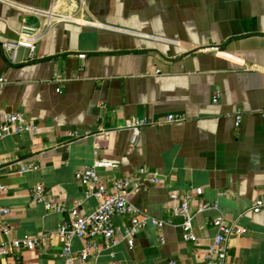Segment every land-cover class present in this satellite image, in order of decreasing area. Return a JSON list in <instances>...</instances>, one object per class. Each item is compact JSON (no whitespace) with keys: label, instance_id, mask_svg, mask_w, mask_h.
<instances>
[{"label":"crops","instance_id":"obj_1","mask_svg":"<svg viewBox=\"0 0 264 264\" xmlns=\"http://www.w3.org/2000/svg\"><path fill=\"white\" fill-rule=\"evenodd\" d=\"M69 14L41 32L42 11ZM30 27L33 51L14 42ZM0 114L23 113L36 128L0 139V219L10 230L0 241L38 237V247L9 248L0 264H59L56 230L64 213L30 195L83 214L99 200L75 177L95 160L109 186L145 166L159 174L130 190L129 202L161 227L137 229L133 244L120 233L94 240L74 264H199L216 234L212 219L246 228L228 239L225 264H264V0H0ZM173 114L182 120L166 121ZM159 121L132 133L131 118ZM19 159L35 166L18 173ZM190 204L215 208L194 214L196 241L182 238L173 213L189 188ZM176 194L175 198L170 195ZM116 226H128L115 216ZM86 240L73 237L78 256Z\"/></svg>","mask_w":264,"mask_h":264},{"label":"built area","instance_id":"obj_2","mask_svg":"<svg viewBox=\"0 0 264 264\" xmlns=\"http://www.w3.org/2000/svg\"><path fill=\"white\" fill-rule=\"evenodd\" d=\"M41 15V32L48 29L55 22L70 19L69 14L58 12L54 8L43 10ZM32 30L30 27L24 26L18 32L14 42H2V48L5 53L12 57L16 48L20 46L33 51L34 40L38 38L39 34H33ZM1 81L2 78L0 79ZM179 120H182L180 116L173 114L166 116V121L169 122ZM156 123H159V121L131 117L125 122V127L131 129L132 133H136L142 126ZM35 128L36 126L28 121L23 113L8 112L0 114V139L23 132H30L35 130ZM13 163L17 166L16 171L18 173L32 170L35 167L19 159L14 160ZM2 164L3 161L0 158V169ZM109 165L110 163L108 162L95 160L90 166H84L75 172L76 179L86 185L90 193L99 200L96 210L90 214H83L78 208L79 204L77 201L73 202L71 206H67L63 203L49 200L41 184H37L30 189V195L35 202L42 203L47 210L64 213L56 230L62 241L60 250L62 260L59 264H74L76 261L83 262L87 258L88 249L95 247L94 240L96 238L100 237L105 241H111L120 233L126 239V243L132 245L137 229L146 225L161 227L164 224L163 220H158L146 212L138 211L127 197L130 190H139L146 182H157L159 174L148 170L145 166H141L128 176L114 179L107 186L102 182L96 172V168ZM4 189L5 186L0 182V192ZM193 193L200 195L202 190L201 188H189L183 195L178 207L173 208V213L183 219L181 224L182 238L189 241H196V236L191 229L194 214L216 207L215 204L200 202L193 208L190 204ZM170 196L175 198L176 194L172 193ZM263 205L264 201L257 199L254 201L251 210L258 212ZM8 213V208L0 207V219ZM115 216L127 218L128 226H116L113 222ZM211 222L216 228V234L205 252L204 261L199 264H225L229 237L232 234H245L246 228L232 222L226 223L220 215L214 217ZM9 230L8 224L0 221V235L8 233ZM73 237L84 239L87 242L85 249L78 256H73L70 251V241ZM40 243L41 241L38 237L32 236H24L20 240H12L10 243L0 241V256L8 254L10 247L33 249L38 247Z\"/></svg>","mask_w":264,"mask_h":264}]
</instances>
